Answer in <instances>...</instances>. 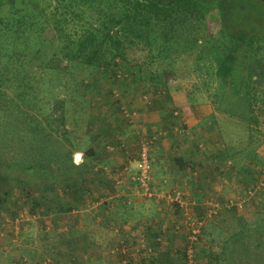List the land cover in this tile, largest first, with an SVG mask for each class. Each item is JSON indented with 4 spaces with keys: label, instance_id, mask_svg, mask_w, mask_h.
Listing matches in <instances>:
<instances>
[{
    "label": "rangeland",
    "instance_id": "1",
    "mask_svg": "<svg viewBox=\"0 0 264 264\" xmlns=\"http://www.w3.org/2000/svg\"><path fill=\"white\" fill-rule=\"evenodd\" d=\"M204 7L168 57L161 40L111 24L113 0H0V20L23 15L36 45L0 41V264H264V42L232 48L236 72L223 80L219 0ZM252 14L241 19L264 33ZM187 106L206 116L197 128ZM161 147L187 185L161 186Z\"/></svg>",
    "mask_w": 264,
    "mask_h": 264
},
{
    "label": "trees",
    "instance_id": "2",
    "mask_svg": "<svg viewBox=\"0 0 264 264\" xmlns=\"http://www.w3.org/2000/svg\"><path fill=\"white\" fill-rule=\"evenodd\" d=\"M64 1V0H60ZM120 6L122 16L120 21L116 22L115 17L111 24L113 26L120 25L124 33L129 35L134 33L141 39H146L147 42L153 46L159 40L164 42L167 54L171 55V50L178 49L177 45L170 44V39L175 37H182L186 34L188 26L192 25L193 21H201L204 19L207 7H204L206 0H113ZM116 8V7H115ZM220 17L219 22L221 31L215 32L212 35L216 39V52L221 56H216L215 60L218 62L216 74L223 80L235 74L237 67L238 56L234 54L233 50L238 49L241 45L251 46L258 41L264 42V33L260 30L251 29L250 26L244 23L241 18L248 16L247 13L253 12L251 16L258 13L263 14L264 11L256 4H251L248 0H219ZM58 11V10H57ZM108 15L115 16V12ZM0 20V41L5 39V43L10 44L16 38L17 47L21 44L23 47L26 43L32 47L36 46L31 41L34 36V29L31 25L28 26L29 20L23 15L13 16L10 20ZM238 21L239 25L235 26L236 31L233 30L232 23ZM116 22V23H115ZM115 23V24H114ZM87 26H85L86 28ZM196 31L202 29V25H193ZM111 28V27H110ZM97 28L88 29V34L85 39L78 42L80 50L85 51L87 47L94 42L95 32ZM23 31V32H22ZM26 31L30 32L27 33ZM102 31V30H101ZM104 31V30H103ZM110 31L105 30L104 35H109ZM84 37V36H83ZM90 39V40H89ZM155 41V43L153 42ZM192 46H196L197 40L191 42ZM15 45V44H13ZM34 45V46H33ZM20 47V48H21ZM234 48V49H232ZM15 49V48H14ZM5 60V57L0 58ZM2 62V61H0ZM86 64H95V53L89 54L84 61ZM13 63L7 61L6 64ZM7 71L0 70V82L6 80ZM15 83L20 79V75L15 73L8 78ZM90 153H95L94 149H90ZM83 162H87L86 159Z\"/></svg>",
    "mask_w": 264,
    "mask_h": 264
},
{
    "label": "crops",
    "instance_id": "3",
    "mask_svg": "<svg viewBox=\"0 0 264 264\" xmlns=\"http://www.w3.org/2000/svg\"><path fill=\"white\" fill-rule=\"evenodd\" d=\"M187 110H188L187 111L188 113L185 116L187 122L191 125L192 128H193V125L197 128V126H199V124L202 123L203 120L205 119V117H206L205 114L201 113V110L198 107L187 106ZM192 131H193V133H190L189 136L187 137L188 140H189V138H191V136H193V137L196 136L197 139L205 138V136H203V134H202L204 132V128H202V131L199 129L197 135H194V132H195L194 129ZM160 141H161V143H163L162 141H164V138H161ZM190 150L192 152L193 148H191ZM157 153H158V156L159 157L156 158V160H157L156 162L162 163L161 166H160L161 169L159 171V173L161 174V176H160L161 179H159V183L162 184L161 186H165L166 184L168 185L172 181H174V184H176V185H178V184L179 185H182V183L185 184V185H187V182H189V181L186 180V179H183L182 180L181 174H180V172L178 170V166H177L176 163H175V165L173 164L174 167L173 168L171 167L169 170H168V168H166V166H164L166 164V159H165L164 155H166L167 158H168L170 156L171 149L168 151V149L166 150L165 147H161V148H159V150L157 151ZM173 155H174V153H173ZM175 160H178L179 162H181L182 159L179 158V157L176 159V157H175ZM169 161H172V160L170 159ZM168 171L171 172L172 174L174 173V176H175L174 179H170L169 183H167L166 177H163L165 175L169 176L168 175ZM184 172L185 173H183V174L184 175H187L188 171H184ZM169 177L172 178V175L169 176Z\"/></svg>",
    "mask_w": 264,
    "mask_h": 264
},
{
    "label": "built area",
    "instance_id": "4",
    "mask_svg": "<svg viewBox=\"0 0 264 264\" xmlns=\"http://www.w3.org/2000/svg\"><path fill=\"white\" fill-rule=\"evenodd\" d=\"M151 141L145 140L142 143V149L140 151V158L137 160L138 163V175L139 181L143 187V189L147 192L150 190V182H151V162H150V150ZM176 199H181L180 191H177L175 194Z\"/></svg>",
    "mask_w": 264,
    "mask_h": 264
},
{
    "label": "flooded vegetation",
    "instance_id": "5",
    "mask_svg": "<svg viewBox=\"0 0 264 264\" xmlns=\"http://www.w3.org/2000/svg\"><path fill=\"white\" fill-rule=\"evenodd\" d=\"M261 1H263L264 2V0H261ZM262 15V17H264V15L263 14H261Z\"/></svg>",
    "mask_w": 264,
    "mask_h": 264
}]
</instances>
